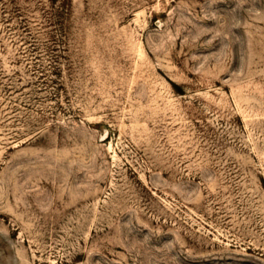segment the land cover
Wrapping results in <instances>:
<instances>
[{
    "label": "rangeland",
    "instance_id": "obj_1",
    "mask_svg": "<svg viewBox=\"0 0 264 264\" xmlns=\"http://www.w3.org/2000/svg\"><path fill=\"white\" fill-rule=\"evenodd\" d=\"M0 264H264V0H0Z\"/></svg>",
    "mask_w": 264,
    "mask_h": 264
},
{
    "label": "bare ground",
    "instance_id": "obj_2",
    "mask_svg": "<svg viewBox=\"0 0 264 264\" xmlns=\"http://www.w3.org/2000/svg\"><path fill=\"white\" fill-rule=\"evenodd\" d=\"M128 85H129V84H127L126 86H128ZM253 89H254V88H253ZM127 93H128V92H127ZM108 95H109V94H108ZM124 95H125V94H124ZM128 95H129V94H128ZM108 97H109V96H108ZM124 99H126V98H124ZM246 100H247V99H246ZM250 100H255V99H252V98H251V99H249V101H250ZM110 101H111V100H110ZM242 101H243V100H242ZM242 101H241V102H242ZM253 102H256V101H253ZM128 103H129V102H128ZM245 104H246V103H245ZM113 105H114V104H113ZM253 105H254V104H253ZM154 106H155V105H154ZM247 106H248V108L253 109V107H249V105H247ZM250 106H251V105H250ZM254 106H255V105H254ZM243 107L245 108L246 105L243 106ZM241 108H242V107H241ZM154 109H156V108H154ZM246 110H247V109H246ZM139 111H140V110H139ZM155 114H156V113H155ZM246 121H247V120H246ZM131 122H132V120H131ZM131 122H130V123H131ZM132 123H133V122H132ZM138 123H139V122H138ZM138 123H137V124H138ZM133 124H134V123H133ZM134 126H135V124H134ZM129 127H130V126H129ZM130 128H131V127H130ZM135 128H136V127H135ZM135 128H134V129H135ZM135 130H136V129H135ZM135 130H134V131H135ZM255 146H256V145H255ZM259 208H260V207H259ZM260 212H261V211H260ZM261 213H262V212H261ZM258 227H259V226H258ZM262 227H263V226H262Z\"/></svg>",
    "mask_w": 264,
    "mask_h": 264
}]
</instances>
